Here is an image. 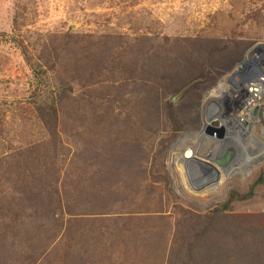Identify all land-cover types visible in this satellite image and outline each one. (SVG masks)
I'll use <instances>...</instances> for the list:
<instances>
[{"label":"rangeland","instance_id":"obj_1","mask_svg":"<svg viewBox=\"0 0 264 264\" xmlns=\"http://www.w3.org/2000/svg\"><path fill=\"white\" fill-rule=\"evenodd\" d=\"M263 53L264 0H0V264H264Z\"/></svg>","mask_w":264,"mask_h":264},{"label":"bare ground","instance_id":"obj_2","mask_svg":"<svg viewBox=\"0 0 264 264\" xmlns=\"http://www.w3.org/2000/svg\"><path fill=\"white\" fill-rule=\"evenodd\" d=\"M249 64H251V62L248 60V61H246L245 63H244V65L243 66H247V65H249ZM240 70H241V68L240 69H237L236 71H234V75H237V76H239V79L241 80V81H239V79L238 80H236L235 81V83L233 84V85H235V89H234V91H236L237 90V87H240L241 85V82L243 81L242 80V77L240 76L241 75V72H240ZM240 73V74H239ZM248 86L247 87H244L243 89L242 88H240V89H238L237 91H239V90H242V95L243 94H246V95H249V97L247 98V96H246V99H248L249 101H253V99H252V97H253V90H254V88H252L253 86H251V85H249V84H247ZM246 88V89H245ZM224 89H225V87H224ZM232 89V88H231ZM233 91V92H234ZM236 91V92H237ZM211 92V91H210ZM217 95H218V97L222 94V93H224V91H223V88H222V86L221 85H218V87H217ZM232 93V92H231ZM238 93V92H237ZM234 95H235V93H233ZM241 93H239V95H240ZM212 95V94H211ZM209 96V95H208ZM210 97H212V96H210ZM209 97V98H210ZM234 97V96H233ZM238 97V96H237ZM241 110V109H240ZM235 111H237V113H235V114H232V117L233 118H235V119H237V117H239L240 119L242 118V116H243V114H244V111H239V109H236ZM248 115V114H247ZM210 117H212V116H210ZM232 117H230L229 115H226V116H224V118H223V120H220L219 121V123L223 126V128H224V130H225V138L223 139V140H217L216 141V143L219 145V147H220V145L222 144V143H225L226 141H224V140H228V141H230L231 139H229V137H230V135H229V133L227 132V130H228V123H229V121L230 120H232L233 118ZM244 119V118H243ZM216 124V123H215ZM239 126V125H238ZM254 129V128H253ZM237 132H240V131H244V129H242V128H239L238 130H236ZM241 133V132H240ZM198 135H201L202 137H203V140L204 141H210V142H212L213 140H215V139H213L212 140V138L211 137H208L207 135H205L203 132H196L195 133V136L194 137H197ZM251 135V134H250ZM251 137V136H250ZM248 138H249V136H248ZM252 139V138H251ZM203 141V142H204ZM233 141V140H232ZM234 141H238V137L235 135L234 136ZM249 142V141H248ZM242 143V142H241ZM244 143V142H243ZM242 143V144H243ZM182 147V155H183V161H191V162H195V163H197V165H206V166H210L209 164H207V163H205V162H203V161H200V160H197V159H195V153L194 154H192L194 151L192 150V148L190 147V145H182L181 146ZM217 149H218V146H217ZM216 149V150H217ZM245 151H247V150H245ZM218 152V151H217ZM216 152V153H217ZM215 153V154H216ZM198 157H200V158H202V159H205L202 155H201V152H199V156ZM215 157V156H214ZM214 157H212L211 159H205V160H207V161H210V162H213V165L212 166H210V167H213L216 171H217V173H221L222 171L219 169V167L217 166V164H216V162H215V160H214ZM181 159V158H180ZM249 161H252V158H250V157H248V156H246L245 155V157H244V159L242 160V163L244 162V163H247V162H249ZM204 163V164H203ZM236 163V164H235ZM234 163V165H238V166H233V167H231L230 168V170H229V175H231V174H234L235 172H239V173H244V169H243V164L242 163H240V162H235ZM225 169V168H224ZM232 169V170H231ZM220 175V174H219ZM224 175V174H223ZM226 175H227V173H226Z\"/></svg>","mask_w":264,"mask_h":264},{"label":"water","instance_id":"obj_3","mask_svg":"<svg viewBox=\"0 0 264 264\" xmlns=\"http://www.w3.org/2000/svg\"><path fill=\"white\" fill-rule=\"evenodd\" d=\"M258 55H256L250 62L251 64L247 65V66H251V67H259L262 62H263V59H264V53L262 55H259V56H262V57H257ZM246 66V67H247ZM170 99L172 101L176 100V97L171 95L170 96ZM209 124V125H208ZM207 124V127L209 129V132H212V131H215L217 132L218 136H223V132H224V128L222 126H219V125H216L218 127H214V123H208ZM233 157V150L230 149L228 150V152L222 156V157H218L215 161H216V164L219 165V166H226L228 161ZM216 174H217V171L213 168V167H210V166H205V169L204 171L197 176V178H195L192 182H194L197 186L199 185H203L204 183L206 182H209L211 180H213L214 178H216Z\"/></svg>","mask_w":264,"mask_h":264},{"label":"built area","instance_id":"obj_4","mask_svg":"<svg viewBox=\"0 0 264 264\" xmlns=\"http://www.w3.org/2000/svg\"><path fill=\"white\" fill-rule=\"evenodd\" d=\"M263 73V75H260L256 81L250 83L251 86H253L252 88H254L253 90V97L252 98H257V96H261L264 93V71H260ZM257 99H253V101H249L248 104H254L256 102ZM254 102V103H253Z\"/></svg>","mask_w":264,"mask_h":264},{"label":"trees","instance_id":"obj_5","mask_svg":"<svg viewBox=\"0 0 264 264\" xmlns=\"http://www.w3.org/2000/svg\"><path fill=\"white\" fill-rule=\"evenodd\" d=\"M167 107H168V109H169V106H167ZM260 182H262V178H261V177L257 178L255 184H258V183H260ZM233 197H236V192H235L234 190H232V191L230 192L229 198H228V199H227V200L221 205L220 208H222V209L227 208V206H228V204H229V201L232 200ZM218 211H219V208L213 209V212H218ZM211 224H212V220H210V222H208V226H207L206 228H204V229H205V230H208V227H209ZM188 246H189V248H191V247L193 246V244H192V243H189ZM193 247H194V246H193ZM187 253H188V250H187Z\"/></svg>","mask_w":264,"mask_h":264}]
</instances>
